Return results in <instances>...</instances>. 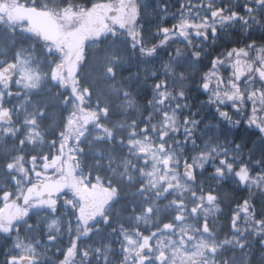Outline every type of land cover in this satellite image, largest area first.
<instances>
[{"label": "snow or ice", "instance_id": "obj_1", "mask_svg": "<svg viewBox=\"0 0 264 264\" xmlns=\"http://www.w3.org/2000/svg\"><path fill=\"white\" fill-rule=\"evenodd\" d=\"M89 13L96 14L95 25L81 28ZM54 14L66 21L58 25L63 38L40 36L44 52L58 57L51 69V79L68 88L71 98L82 99L76 84L85 56L83 48H74L68 39L74 29L79 30L84 47L90 39L99 42L111 34L103 57L109 63L126 59L117 57V37L126 41L131 53L144 62V79L153 81L144 89L148 98L146 120L158 118L159 127L157 124L151 127L154 134L158 132L164 162L171 167L173 153L164 147L171 139L172 147L179 149L180 155L187 153L184 177L188 181L195 184L198 176L216 181L205 193L206 201L215 204L217 213H225L231 237L215 247H203L200 239L189 237L190 248L186 247L188 241L180 237L178 249L186 252L194 264L198 259L207 264L209 253L215 261L218 252L232 247L241 250L248 264H254L250 251L254 245L258 249V264H264V0H152L151 5L141 4L140 0H87L85 4L65 2ZM107 71L110 76L115 75L114 68ZM30 81V85L24 86L36 88L39 76ZM85 91L91 95L90 90ZM68 99L65 98V103ZM2 105L3 93H0ZM4 114H10L9 110L5 109ZM141 131L147 134L149 125L145 123ZM11 167L9 164L8 168ZM63 175L62 171L56 173V179ZM203 183L200 181L201 186ZM224 184L239 193V199H232L226 210L220 208L215 192V188ZM66 187L71 191L73 206H78L82 197L72 191L71 183ZM3 195L0 193V197ZM25 203L31 206L30 201ZM198 207L203 208V204L191 211L196 213ZM104 219L107 223L109 217ZM175 219L183 217L177 214ZM28 220L26 215L25 233L33 231ZM55 223L53 220L52 224ZM171 227V223L164 225L165 230ZM200 231L212 234L207 218ZM20 232L21 224L16 221L9 227L0 226V233L11 237L0 244V264H75L76 240L64 250L57 247L58 256H49L40 253L44 245L38 238L34 244H25L19 239ZM124 239L131 242L130 237ZM55 240V236H47L48 251ZM128 251L126 244L123 264H167L168 261L160 246H154L151 240L146 245L140 244L131 260L126 258ZM82 255L87 257V250Z\"/></svg>", "mask_w": 264, "mask_h": 264}, {"label": "trees", "instance_id": "obj_2", "mask_svg": "<svg viewBox=\"0 0 264 264\" xmlns=\"http://www.w3.org/2000/svg\"><path fill=\"white\" fill-rule=\"evenodd\" d=\"M65 2L85 4L87 0H0V7L5 6L11 12L15 5L21 4L54 14ZM140 3L151 5L152 0H140ZM95 23L96 14L89 13L81 28H92ZM19 25L0 12V68L10 62L17 65L26 62L33 73H37L39 81L36 88L23 90L15 100L8 99L9 90L0 84V93H3L0 111L8 109L10 113L8 121H1L0 125V193L17 190L22 194L31 182H37L33 175L29 180L20 172L32 174L31 167L37 169V163H42L38 161L41 153L52 152V139L67 132L74 108L78 115L87 118H80L84 127L73 143L72 155L81 167L83 187L92 191V182L95 181L97 192H101L98 197L81 199L76 212L69 216L65 212L70 210H65L59 218L47 213L50 216L47 220L44 213L32 214L33 231L25 233L23 224L19 239L25 244H34L38 238L44 245L39 249L40 253L49 256H58L57 247L64 250L76 240L75 264H123L126 244L129 250L126 258L131 260L140 244L146 245L149 240L154 246L159 245L168 256L167 264H194L186 252L178 249L180 237L188 241V248L192 245L189 237L200 239L203 247H215L229 239L231 232L226 227L227 216L224 212L217 213L215 204L209 205L206 201L205 193L214 187L216 181L204 176H198L195 184L188 181L184 177V155L187 153L180 155V150L172 147L171 139L164 144L166 151L173 153L171 167L164 162L158 132L154 134L151 127L157 124L158 118L153 116L146 120L148 98L144 89L153 81L144 79V62L131 53L127 42L117 37V57L126 59L109 63L103 57L111 34L99 42L88 40L86 47L81 37L75 39L73 47L83 48L85 56L76 84L82 99H75L70 97L69 89L64 92L59 81L51 79V69L58 57L47 55L41 44L19 31ZM109 67L114 68V76L108 74ZM13 87L20 91L17 82ZM85 90H90L91 95ZM66 97L69 99L64 106ZM145 123L149 125L147 134L141 131ZM243 135L247 139V134ZM142 148H148V152L154 154L149 162L144 161L148 152L142 153ZM6 164L14 165L13 170L21 176L15 179L8 175ZM17 171L12 174L15 176ZM200 181H204L203 186ZM215 192L219 206L224 210L232 199H239V193L227 184L215 188ZM4 197H0V206L5 204ZM68 200H72L70 196ZM201 204L203 208L198 207L196 213L191 211ZM76 214H79V220ZM177 214L183 219L176 220ZM105 216L109 217L107 223ZM204 218L208 220L211 235L200 231ZM53 220L55 224H52ZM168 223L172 227L165 230L164 225ZM243 227L241 224V230ZM47 236L56 237L51 251L47 248ZM124 237H130L131 242L125 241ZM10 238L0 233V244ZM251 239L249 236L248 240ZM170 241L174 243L170 244ZM83 250H87V257H83ZM144 251L147 253L148 249ZM250 251L254 264H258V249L253 245ZM196 264H203V260H196ZM207 264H248V261L241 250L226 247L217 253L215 261L209 253Z\"/></svg>", "mask_w": 264, "mask_h": 264}, {"label": "flooded vegetation", "instance_id": "obj_3", "mask_svg": "<svg viewBox=\"0 0 264 264\" xmlns=\"http://www.w3.org/2000/svg\"><path fill=\"white\" fill-rule=\"evenodd\" d=\"M6 89L9 90L7 91L8 98L14 92H17V94H20L19 91L15 89V87H13V84L10 85V87ZM3 111L2 112L0 111V125H1V121L6 122L8 121V118H9V114L2 115ZM2 117L3 119H1ZM1 129L2 127L0 126V138H1V131H2ZM63 135L64 133H60V136L58 137V139H52V142L50 144L52 147V152L50 153L42 152L41 153V157L38 161H41L42 163H37V169L34 167H31L32 168L31 172H33L32 174L29 173L28 171L20 172L22 177H25L26 179L31 180V175H33L36 180H38V177L39 179L43 180V181H37V182H45L47 180L69 182L66 177L67 176L66 173H68V170H69L68 169L69 164L72 162L70 164L72 168L76 167L79 171L81 170V167L77 163V160H75L71 156V153L68 150L69 148L66 147L64 143ZM53 141H55V143H53ZM57 156H60V161L56 165H54L53 161H54V158ZM13 168L14 167L12 166L11 169H9L8 164H6V168H5L6 173H8V175H10L12 178L18 179V177H20L21 175L19 174L17 170H13ZM13 171H17V174H15V176L12 174ZM61 171L64 173V175L61 176L60 179H56V173L61 172ZM1 178H2V174H1V164H0V179ZM92 186H93V190L91 193V199L94 196L96 197L100 196V193H101V192L99 193L97 192L98 191L97 183L95 181L92 182ZM7 193H11L12 194L11 197H9ZM76 193L79 195V192H76ZM24 194H25V191L22 194L20 191H17V190L6 191V193L4 194L5 204L4 206H0V226L9 227L13 221L19 222L22 226L23 219L25 218L26 215L29 217L28 222L32 226L31 217H32V214L34 213H38V214L44 213L43 217H45L47 220L50 218V216H48L47 213H50L51 217L59 218L61 217L62 214H64V211L68 210L69 208H71V210L65 212L68 216L76 212V207L73 206L72 200L68 201L67 199L68 196H70V198L72 199V195L69 190L66 196H61L59 198H44V199L36 200L30 203L31 205L30 207L29 205L25 206L23 204ZM20 196H21V199H18L20 198ZM57 200L59 201L58 204L56 203ZM66 201H68V203H66ZM52 205H57L55 213L53 212ZM26 209H27V213L25 211ZM78 216L79 214H76L75 217L77 218Z\"/></svg>", "mask_w": 264, "mask_h": 264}, {"label": "water", "instance_id": "obj_4", "mask_svg": "<svg viewBox=\"0 0 264 264\" xmlns=\"http://www.w3.org/2000/svg\"><path fill=\"white\" fill-rule=\"evenodd\" d=\"M14 13L21 20L26 22L28 26L23 31L24 34L30 35L37 42L42 43L41 35H52L62 37V33L58 31L60 22L52 14L41 11L39 9L30 8L24 5H17L14 8ZM16 78V67L13 63H9L0 68V83L11 84ZM16 94L13 95L15 97ZM60 158H55L53 163L56 165ZM66 182L48 181L41 184L31 185L27 188L23 204L27 205L25 201H35L43 198L59 197L66 192ZM59 193V196H57ZM56 211V206H54ZM55 213V212H54Z\"/></svg>", "mask_w": 264, "mask_h": 264}, {"label": "rangeland", "instance_id": "obj_5", "mask_svg": "<svg viewBox=\"0 0 264 264\" xmlns=\"http://www.w3.org/2000/svg\"><path fill=\"white\" fill-rule=\"evenodd\" d=\"M0 12L3 13V15H6L7 18H9L11 21L13 22H17L18 24H21L20 19L11 11H9L5 6L4 7H0ZM95 17V16H93ZM57 19L60 21V23L62 22H66V21H62L61 19L63 18H59L57 17ZM64 34H62V38H63ZM80 38V34H79V30L74 29L71 34L68 36V39H70L72 45L75 43V39H79ZM17 74H18V78L17 81H20V83L17 85L21 86L20 89L22 90H27V89H33L32 87H25V84H29L30 85V78L37 76V73H33V69L30 67V65H28V63L26 62H20L17 65ZM16 81V82H17ZM2 115H4V111L2 113ZM80 118H87V116H83V115H78L76 113V108H74L73 112L70 114L69 117V124L67 127V134L64 137V143L66 145V147H68L69 151L72 152V147H73V143L76 139L79 138L80 134H82V130L84 127V123L83 120ZM3 119V118H1ZM148 152V148L145 149V153ZM154 154H151V152L147 154V157L144 159L145 162H149L151 158H153ZM150 158V159H149ZM72 163V162H71ZM70 163V164H71ZM69 164L68 167V173H66V177L67 180L69 181V183H71L72 185V191L75 192H79V195L82 197V199H87L91 197L90 193H87L81 186L82 183H84V180L81 179V175L79 174L78 169L72 168L71 165ZM14 166V165H13ZM174 177L178 178V176L176 174H173ZM71 192V191H70ZM40 206V205H38Z\"/></svg>", "mask_w": 264, "mask_h": 264}]
</instances>
